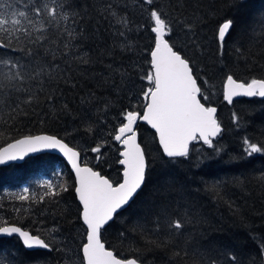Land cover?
Wrapping results in <instances>:
<instances>
[{
    "label": "snow or ice",
    "instance_id": "obj_1",
    "mask_svg": "<svg viewBox=\"0 0 264 264\" xmlns=\"http://www.w3.org/2000/svg\"><path fill=\"white\" fill-rule=\"evenodd\" d=\"M136 6L147 14V30L151 34V45L144 50L143 64L132 60L131 56L127 57L131 63L126 64L123 59L125 53L134 51L129 36L133 29L127 3L0 0V109H7L10 118L13 113L28 115V108L34 112L40 106V97L50 105V117L70 115L73 109L66 102L65 92L74 91L73 99L78 102L79 112L84 114L81 123L91 131L96 123L93 110L107 112L112 107L104 98L105 93H132L136 75L142 82L139 93L131 97L138 103L120 111L118 126L109 133L117 146L118 179L102 174L88 160L82 159L83 149L71 146L57 135L30 134L0 148V165L23 160L42 149L58 150L66 158L74 173L71 188L76 194L79 219L84 228L81 264H142L139 259L118 258L103 239L107 226L143 190L150 174L148 152L139 138L141 122L154 130L160 159L170 165L189 159L195 143L218 151L214 141L223 132L217 108L211 102L214 87L211 77L206 73L201 75L197 66V53L203 47L198 31L199 5L195 2L190 5L189 0H175L169 5H161L158 0H138ZM254 25L259 26L264 36V17L254 19L249 24V32L257 31ZM233 28L231 18L218 23L215 41L220 56L224 55V45L231 38ZM235 51L242 55L240 47ZM16 53L19 55H14ZM85 78L94 81L86 89L81 85ZM240 96L264 98V76L241 80L231 72L225 73L223 99L231 104L234 97ZM238 121L239 117L233 113V122ZM243 145L248 157L264 155V141L254 142L245 137ZM107 147V142H103L89 149L97 163ZM171 187L166 180L161 191H170ZM46 188L49 191L39 197L40 202L46 196L69 191L64 184L59 186V191H53L51 182ZM23 191L25 194L18 199L27 201L29 189ZM169 207L167 201L162 202L151 212L155 220L146 216L144 223H138L133 230L143 232L145 225L153 224L155 231L166 237L157 247L172 242V247L179 249L173 255L188 258L184 264H242L233 251H214L192 237L191 211L169 213ZM0 235H17L29 250L49 253L63 250L54 243L55 236L46 237L42 232H30L7 221H0ZM258 249L264 258V240L258 243ZM42 260L37 252L33 264H41Z\"/></svg>",
    "mask_w": 264,
    "mask_h": 264
},
{
    "label": "trees",
    "instance_id": "obj_2",
    "mask_svg": "<svg viewBox=\"0 0 264 264\" xmlns=\"http://www.w3.org/2000/svg\"><path fill=\"white\" fill-rule=\"evenodd\" d=\"M114 2L127 3L133 29L129 36L134 51L125 53L124 62L131 63L127 59L131 56L132 60L143 64L144 50L151 45L147 14L136 6L138 0ZM193 2L199 5L198 31L203 46L197 53V66L201 75L206 73L211 77L214 85L211 102L217 108V118L223 129L214 141L218 151L195 143L189 159H182L175 165L166 164L160 159L154 132L140 124L139 138L148 152L150 174L143 190L107 226L103 239L106 247L110 246L121 259H139L142 264H184L188 258L174 256L173 252L179 249L172 247V242L157 247L166 237L155 231L153 224L145 225L143 232L133 230L138 223H144L146 216L155 220L151 212L167 201L169 213L192 212L194 222L189 225V231L201 244L214 251H233L242 264H264L258 249V243L264 240V155L248 157L243 151L245 137L254 142L264 141V98L243 97L231 104L223 100L225 73L231 72L241 80L264 76V36L258 25H254L257 31L249 32V24L264 17V0H189L190 5ZM158 3L169 5L175 0H158ZM191 11L189 7L188 12ZM225 18L234 20V28L231 38L225 42L224 55L220 56L215 32L218 23ZM140 25L145 27L140 29ZM237 47L241 48L242 55L236 53ZM133 80L132 93L104 94L112 107L107 112L93 110L96 123L91 131L81 123L84 114L79 112L78 102L73 99L74 91L65 92L66 102L73 109L70 115L50 117V105L44 103L43 97L34 112L27 109L28 115L13 113L10 118L7 109H0V148L30 134L57 135L71 146L83 149L82 159L88 160L102 174L118 179L117 146L109 133L118 126L120 111L138 103L131 97L139 93L142 82L138 75ZM91 83L94 81L88 78L81 80L85 89ZM233 113L239 117L238 123L233 122ZM103 142H107L108 147L97 163L93 159L95 154L89 149ZM166 180L172 187L162 192ZM49 182L53 184V191H59L62 184L67 185L69 191H61L59 196H46L40 202L39 197L49 191L46 188ZM73 184L74 176L67 164L52 154L30 157L21 164L0 166V221L14 223L30 232H42L46 237L55 236L54 243L63 249L50 253L27 250L17 237H0V264H33L37 252L43 257L41 264H81L84 228L71 188ZM25 188L29 189V199L20 201L18 197L25 194ZM49 230L54 231L50 233Z\"/></svg>",
    "mask_w": 264,
    "mask_h": 264
},
{
    "label": "water",
    "instance_id": "obj_3",
    "mask_svg": "<svg viewBox=\"0 0 264 264\" xmlns=\"http://www.w3.org/2000/svg\"><path fill=\"white\" fill-rule=\"evenodd\" d=\"M244 96H240V97H234L233 98V101L234 100H236V99H239V98H243ZM244 98H248V99H250V98H253V97H244ZM261 98V97H260ZM225 101V100H224ZM226 103H228L227 101H225ZM229 104V103H228ZM140 124H144L143 122H141ZM144 125H146V124H144ZM151 131H153L154 132V130H152L151 128H150V126H148V125H146ZM41 134H45V133H41ZM37 135H40V134H37ZM23 138V137H22ZM19 139H21V138H19ZM15 141V140H14ZM14 141H11L10 143H12V142H14ZM203 144V143H202ZM7 146V144L5 145V146H3V147H6ZM3 147H1V148H3ZM41 154H52V155H56V156H58V157H60L66 164H67V166L69 167V169H70V171H71V173L73 174V176H74V173H73V170L71 169V167H70V165L67 163V161H66V158L65 157H63V155H62V153H59L58 152V150H53V149H42V150H40L39 152H36V153H30L28 156H26L23 160H16V161H7L6 163H4V164H2V165H0V166H7V165H10V164H21V163H23L26 159H28V158H30V157H34V156H37V155H41ZM76 195V194H75ZM77 199V198H76ZM131 203V202H130ZM129 203V204H130ZM128 206V205H127ZM127 206H125V208L127 207ZM125 208H123V209H125ZM123 209H121L120 211H122ZM119 211V212H120ZM0 237H7V238H10V237H17L18 239H19V241L21 242V244H22V240H21V238H19L17 235H13V236H5V235H0ZM23 245V244H22ZM24 247V246H23ZM25 248V247H24ZM26 249V248H25ZM27 250H29V249H27ZM119 258V257H118ZM129 259H133V258H129Z\"/></svg>",
    "mask_w": 264,
    "mask_h": 264
}]
</instances>
